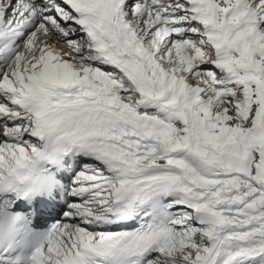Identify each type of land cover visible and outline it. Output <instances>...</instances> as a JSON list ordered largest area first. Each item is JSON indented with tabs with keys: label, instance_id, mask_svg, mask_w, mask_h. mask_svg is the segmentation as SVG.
<instances>
[{
	"label": "snow or ice",
	"instance_id": "1",
	"mask_svg": "<svg viewBox=\"0 0 264 264\" xmlns=\"http://www.w3.org/2000/svg\"><path fill=\"white\" fill-rule=\"evenodd\" d=\"M0 264H264V0H0Z\"/></svg>",
	"mask_w": 264,
	"mask_h": 264
}]
</instances>
